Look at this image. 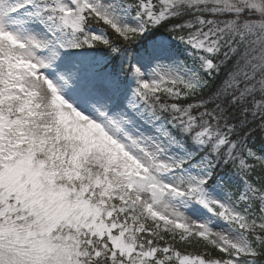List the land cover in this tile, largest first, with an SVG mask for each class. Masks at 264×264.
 Instances as JSON below:
<instances>
[{
	"label": "snow or ice",
	"instance_id": "snow-or-ice-1",
	"mask_svg": "<svg viewBox=\"0 0 264 264\" xmlns=\"http://www.w3.org/2000/svg\"><path fill=\"white\" fill-rule=\"evenodd\" d=\"M0 264H264V0H0Z\"/></svg>",
	"mask_w": 264,
	"mask_h": 264
}]
</instances>
